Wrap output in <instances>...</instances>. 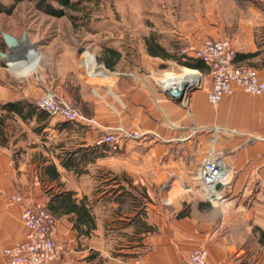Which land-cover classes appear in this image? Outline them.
<instances>
[{
    "label": "crops",
    "instance_id": "crops-1",
    "mask_svg": "<svg viewBox=\"0 0 264 264\" xmlns=\"http://www.w3.org/2000/svg\"><path fill=\"white\" fill-rule=\"evenodd\" d=\"M256 14L248 8L244 16L241 10L235 9L234 15L229 12L216 27L206 18L202 25L205 28L188 29L164 13L158 21L148 17L147 21L152 20L155 28L137 19L141 23L139 31L128 36L135 42L133 48L147 72L159 63L173 62L172 56L178 55L182 47H199L206 37L225 38L234 51L233 63L253 67L264 81V18ZM114 53L111 66L123 67V59L130 52L125 49ZM250 53L256 54L244 56ZM28 67H31L29 62ZM35 69L36 65L32 70L35 72ZM189 71L192 70L183 72L196 70ZM198 71L202 74V89L191 94L185 105L164 94L163 88L153 78L149 79L151 76L144 77V81L121 77L107 85H98V89L95 86L98 91L83 82L85 89L78 91L77 103L74 102L88 106L91 118L100 125L119 124L154 134L142 141L159 135L169 141V136L178 134L189 122L222 124L221 110L207 106L208 70L205 66ZM194 74L199 78L197 72ZM30 80L33 83L37 80L41 85L35 90L21 88L14 93L0 87V264H6L2 250L22 242L27 233L19 219L23 205L9 200L11 195H20L24 202L41 203L44 207L49 203L52 211H46L53 220L51 240L57 247V258L51 264H180L192 248L199 246L207 250L206 264H264V252H257L258 248L262 251L263 245L257 242L258 234L254 231L264 226V205L256 203L257 199L251 206L242 202L256 178L261 179L257 191L264 189V94L248 96L237 91L228 96L231 129L249 137L233 135L234 186L228 199L220 205L216 218L210 219L213 209H208L202 198L187 199L190 212L182 214L178 212V198L174 197L167 209L162 195L156 194L159 201L155 202L147 192L146 198L142 197L141 189L146 190V181L139 179L135 183L126 176L121 181L112 172L111 160L116 154L101 142V132L81 122L63 121L54 116L40 118L35 114L21 118L1 108L17 100L35 104L46 86L33 75ZM192 81L198 79L179 75L167 81L166 87L176 91L182 88L180 92L184 93ZM91 88L97 96L90 93ZM67 128L75 131L66 137L68 143L50 141L49 133L61 135ZM68 158L72 163L64 167ZM94 168H105L101 172L106 177H93ZM122 169L126 171L122 175L129 174L128 165ZM68 193V202L75 209L55 208L60 197ZM126 203L128 208L123 210ZM105 207L108 215L103 211ZM141 208L144 213L130 220ZM138 219L148 231L136 224ZM113 235H128L131 240L125 244L113 242ZM248 241L253 242L256 253H249Z\"/></svg>",
    "mask_w": 264,
    "mask_h": 264
},
{
    "label": "rangeland",
    "instance_id": "rangeland-1",
    "mask_svg": "<svg viewBox=\"0 0 264 264\" xmlns=\"http://www.w3.org/2000/svg\"><path fill=\"white\" fill-rule=\"evenodd\" d=\"M12 2L13 0H0L3 6H8ZM248 8L254 9L257 16L264 18V0H18L9 13H0V87L10 90L12 93L21 88L35 90L41 84L37 80L34 83L30 80L33 75L58 96L64 98L65 95V99L71 106L78 108L84 116L91 118L88 106L83 107L76 104L75 101L83 82L98 91V85H107L121 77L128 79L131 77L125 75L116 78L113 73L104 74L98 71V79H86L82 75V68L78 66V60L82 58L101 65L110 72L139 74L143 76V79L146 76H151L149 79L153 78L157 83L160 81L163 86L167 84V81L175 80L179 75H191L198 78L194 74L197 72L199 80L189 82L185 92L190 87L194 85L195 87L187 92L188 95L180 103L185 105L191 94L202 89L201 72L175 61L159 63L155 65L153 71L147 72L140 65L135 48H133L135 42L129 38L128 34L139 31L141 19L151 23L155 28L156 25L152 20L147 21L148 17L158 21L164 13L181 22L185 28L191 29L198 26L202 29L203 23L207 21L206 18L211 19L210 25L216 27L229 12L234 15L235 9L241 10L246 16ZM5 33L16 40L21 37L26 38L32 47H30L31 53L26 56L25 60L36 62L35 72L25 68V71L20 74V62L12 67L8 64L9 61L2 59V55L8 54V46L2 39V34ZM125 49L130 54L128 58L123 59V67L105 66L106 61L114 63L115 51H124ZM29 64L31 65V63ZM184 69L196 71H189L194 73L185 74ZM189 78L191 77L189 76ZM160 86L163 88L162 85ZM207 106L211 109L221 110L222 124L198 125L189 122L185 129L178 130V134L169 136V141L166 136L159 135L158 137L153 136L154 138L148 141L141 139L124 141L120 145L107 144V149L116 154L111 160L113 163L111 166L114 168L113 174L117 175L121 181L125 176L135 183H139V179L146 181V190L141 189V192H144L145 195L147 192L152 196L154 202L159 201L156 194L162 195V203L168 202V204H164L167 209L171 206L169 202L174 197L178 198L180 202V211L178 212H182V214L190 212L187 199L196 201L198 198H202L206 207L210 210L213 209V212L209 213L210 219L216 218L220 205L228 199L231 188L234 186L235 178L231 163V144L234 140L233 135L227 131L231 129L228 96L223 97L216 105ZM54 117L60 118L59 116ZM163 125L166 127L165 123ZM199 127L206 129H199ZM213 127H220L222 130L214 131ZM90 128L97 133L101 132ZM53 134L55 133L48 134L50 141L61 140L66 144L68 143L66 137L75 134V131L72 128H67L61 135L52 136ZM225 156L228 157V161L227 158L224 159ZM210 157L221 159L228 169V174L223 181L226 183L224 186V190H227L226 196L217 206L212 207L203 199L198 182L202 163ZM125 165L129 167L128 176L122 175L126 172L122 169L125 168ZM101 169L105 168H94L92 170L93 177L104 179L106 173L101 172ZM255 180L251 192L243 195L242 202L247 206H251L255 199H257L256 203L264 205V189H261L263 192L260 193L257 191L261 179L256 178ZM142 187L144 188V186ZM244 187L245 183L243 182L242 189ZM169 193L173 195L167 196ZM128 205V203L124 204L123 210H126ZM103 211L108 215L106 207ZM262 229L264 230V226ZM113 238V242L116 240L123 244L131 240L128 239V235H113ZM247 247L250 249L249 253H256L252 241L247 242ZM262 248V251L258 248L257 252H264V245ZM123 250L125 252V249Z\"/></svg>",
    "mask_w": 264,
    "mask_h": 264
},
{
    "label": "built area",
    "instance_id": "built-area-1",
    "mask_svg": "<svg viewBox=\"0 0 264 264\" xmlns=\"http://www.w3.org/2000/svg\"><path fill=\"white\" fill-rule=\"evenodd\" d=\"M181 54L185 58L198 59L206 66L210 78L206 94V102L209 105H216L223 97L237 91L248 96L264 94V81L260 79L257 71L251 66L233 63L234 51L229 40L225 38L206 37L199 47L182 48ZM78 66L82 68V75L89 80L98 79L97 72L100 71L104 74L113 73L116 78L128 75L144 81L143 76L139 74L110 72L101 65L82 58L78 60ZM158 84L162 85L160 81ZM162 87L165 90L166 87L164 88L163 85ZM90 93L97 96L92 88ZM35 107L43 110L50 117L59 116L63 121L81 122L101 131V142L108 145H120L124 141H138L146 136L154 135L140 129H127L119 124L109 127L100 125L95 119L84 116L78 108L71 106L66 99L47 87H43L42 94L35 102ZM199 129L206 128L199 127ZM212 130L220 131L222 128L213 127ZM227 131L232 135H248L231 129ZM226 175L227 168L221 159L210 157L203 161L198 174L199 188L203 193V199L211 207L217 206L226 196L227 190H224L226 183L223 182ZM9 200L23 205L19 219L23 227L27 228V233L22 242L12 244L2 250L6 264H51L54 262L57 258V247L51 240L53 220L50 213L46 211L43 204L26 203L20 195H11ZM163 204H168V202H163ZM206 257L207 250L199 246L192 248L180 264H206Z\"/></svg>",
    "mask_w": 264,
    "mask_h": 264
},
{
    "label": "trees",
    "instance_id": "trees-1",
    "mask_svg": "<svg viewBox=\"0 0 264 264\" xmlns=\"http://www.w3.org/2000/svg\"><path fill=\"white\" fill-rule=\"evenodd\" d=\"M18 0H13V2L11 4H9L8 6H3L1 3H0V13H9L15 3H17ZM146 50H147V45H146ZM149 51V50H148ZM151 52H154V51H151ZM256 53H250V54H247V55H244V56H253L255 55ZM172 59L173 61H175L176 63H179L185 67H188L190 69H197V70H202L205 65L198 59H194V58H185L183 57V55L181 53H179L178 55H174L172 56ZM111 65L112 63L109 62V61H106L105 62V66L106 67H110L111 68ZM188 70V69H187ZM194 71V70H192ZM188 73V72H186ZM1 108H5L7 109V111H12L14 114H16L17 116L19 117H31V115L35 114L36 116L40 117V118H47V116H49L47 113H45L43 110L41 109H38L37 107H35V104H32V103H27L25 101H20V100H17V101H12V102H7L6 104H3L1 105ZM2 121L0 120V123ZM72 162H71V159H67L66 162L63 163L64 167H67L68 165H70ZM142 195H144V192H141ZM68 195L69 193L66 195V196H63V197H60V199L56 202V206L55 208H60L62 210H66V211H69V209H75L73 208L70 204H69V198H68ZM57 195H54V197H56ZM144 197L146 198V196L144 195ZM149 201V200H148ZM45 209L48 211H52L49 203H47L45 205ZM54 210V208H53ZM144 213V210H142V208L140 209V211L134 215L133 218H131L130 220H134L135 216H141L142 214ZM83 215V214H82ZM136 224H138L139 226H141L143 228V231H148V228L145 227V225L143 224V222H139V219L138 221H136ZM144 225V226H143ZM257 234H258V237H257V242L261 245H264V230L263 229H259V228H256L254 230Z\"/></svg>",
    "mask_w": 264,
    "mask_h": 264
},
{
    "label": "bare ground",
    "instance_id": "bare-ground-1",
    "mask_svg": "<svg viewBox=\"0 0 264 264\" xmlns=\"http://www.w3.org/2000/svg\"><path fill=\"white\" fill-rule=\"evenodd\" d=\"M17 42L18 43L14 47H8V54H4L1 57L5 61H7V62L9 61L8 64L12 67H15L20 62L19 63V73L21 74V72L25 71V68L26 69H33L36 62H34V61L30 62L28 60H25V59H27L26 56L31 53L30 47H32L26 41V38L21 37V38H19V40H17ZM27 61L29 63H31V67H27L28 66V65H26ZM197 79L199 80V78H197ZM165 87H166V84L164 85V88ZM181 90H182V88H180L178 90V92H180ZM227 174H228V169H227Z\"/></svg>",
    "mask_w": 264,
    "mask_h": 264
},
{
    "label": "water",
    "instance_id": "water-1",
    "mask_svg": "<svg viewBox=\"0 0 264 264\" xmlns=\"http://www.w3.org/2000/svg\"><path fill=\"white\" fill-rule=\"evenodd\" d=\"M2 39H3V42H5L8 47H14L18 43L15 38H13L7 33L2 34ZM194 87L195 85L189 88L188 91L194 89ZM188 91H186L185 93H181L171 88H165V90H163V93L168 95L173 101L179 103L188 95L187 93Z\"/></svg>",
    "mask_w": 264,
    "mask_h": 264
}]
</instances>
